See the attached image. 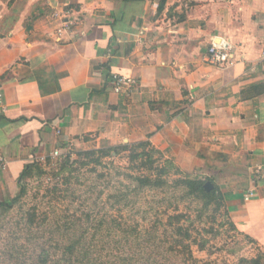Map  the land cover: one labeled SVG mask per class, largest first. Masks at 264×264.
I'll return each mask as SVG.
<instances>
[{
    "label": "crops",
    "instance_id": "obj_1",
    "mask_svg": "<svg viewBox=\"0 0 264 264\" xmlns=\"http://www.w3.org/2000/svg\"><path fill=\"white\" fill-rule=\"evenodd\" d=\"M222 40L233 62L212 65ZM0 92V202L57 143L149 141L264 251V0H0Z\"/></svg>",
    "mask_w": 264,
    "mask_h": 264
},
{
    "label": "rangeland",
    "instance_id": "obj_2",
    "mask_svg": "<svg viewBox=\"0 0 264 264\" xmlns=\"http://www.w3.org/2000/svg\"><path fill=\"white\" fill-rule=\"evenodd\" d=\"M56 145L61 148L62 143ZM94 147L92 141H71L63 151L71 152L70 160L74 161L77 151ZM128 155L127 151L117 155L112 152L99 163L74 164L71 172L57 178L53 176L58 167L56 162L47 161L41 166V174L33 170L31 178L18 183L17 189L3 200L9 203L17 196L16 202L9 210L0 208V264H44L37 259L38 255L56 249L48 238L49 232L65 217L79 215L83 210L124 218L139 229L155 221L166 226L168 215L182 213L181 223L191 235L192 259L187 264H235L239 257L252 258L261 251L230 225L224 206L217 207L215 203L205 206L183 187L173 185L178 176L171 175L160 189L138 188L133 177L140 173V161H130ZM34 210L36 224L31 229L25 228L26 218ZM12 245L20 246L19 255L11 257L6 251ZM175 262L183 264V259Z\"/></svg>",
    "mask_w": 264,
    "mask_h": 264
},
{
    "label": "trees",
    "instance_id": "obj_3",
    "mask_svg": "<svg viewBox=\"0 0 264 264\" xmlns=\"http://www.w3.org/2000/svg\"><path fill=\"white\" fill-rule=\"evenodd\" d=\"M121 151L129 152L130 161H140V173L133 177L138 188L160 189L168 183L171 175H176L178 177L173 179V185L183 187L188 195L201 200L205 206L212 203L217 207L224 206L222 195L215 185L208 191L205 189V183L210 182L208 178L181 175L173 161L163 158L149 141L77 151L74 161L70 160V152L56 162L58 167L57 171H53V176L71 172L74 164L85 166L99 163L102 158L111 156L112 152L117 155ZM33 170L38 174L43 173L42 167L35 161L28 163L19 175V183L31 178ZM17 199L16 196L9 203L1 201L0 208L9 210ZM182 218V213H175L167 216L166 226L162 221H155L139 229L138 225H131L124 218L96 215L83 210L79 215L67 216L62 223L56 224L48 235L56 249L43 251L37 259L44 264H177L175 260L183 259V264H187L192 259L191 235L181 223ZM36 220L34 210L26 218L25 228L31 229ZM229 223L235 229L233 223ZM6 251L10 252L11 257L19 255L20 246L12 245L10 251ZM235 264H264V251H258L252 258L239 257Z\"/></svg>",
    "mask_w": 264,
    "mask_h": 264
},
{
    "label": "built area",
    "instance_id": "obj_4",
    "mask_svg": "<svg viewBox=\"0 0 264 264\" xmlns=\"http://www.w3.org/2000/svg\"><path fill=\"white\" fill-rule=\"evenodd\" d=\"M69 15H70L69 10L64 12V16L68 17ZM71 26H72V20H68V19H66L62 25L63 30H70ZM230 50H231V45L226 40H222L219 43H214V42L211 43V45L208 48L209 63L218 66L232 64L233 58L232 55L230 54ZM109 86L114 93H118V94L122 93L129 95L136 89L137 84H136V80L130 76H126L121 73H113L110 76ZM2 99H3V95L0 92V109L4 111L5 106L3 104ZM69 145H71V141H67L66 143L62 144L61 148L56 147L51 151H49L48 153L37 155L34 158V161L42 167L44 166L45 163H47V161L49 162L61 161L68 153V152L65 153L63 151V148H66ZM0 166L2 167L5 166V159L1 155H0Z\"/></svg>",
    "mask_w": 264,
    "mask_h": 264
},
{
    "label": "water",
    "instance_id": "obj_5",
    "mask_svg": "<svg viewBox=\"0 0 264 264\" xmlns=\"http://www.w3.org/2000/svg\"><path fill=\"white\" fill-rule=\"evenodd\" d=\"M204 187H205V189L208 191V190L212 187V185H211L210 182L207 181V182L205 183Z\"/></svg>",
    "mask_w": 264,
    "mask_h": 264
}]
</instances>
